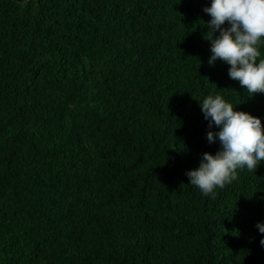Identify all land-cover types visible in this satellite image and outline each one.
Masks as SVG:
<instances>
[{
    "label": "trees",
    "instance_id": "trees-1",
    "mask_svg": "<svg viewBox=\"0 0 264 264\" xmlns=\"http://www.w3.org/2000/svg\"><path fill=\"white\" fill-rule=\"evenodd\" d=\"M208 3L0 0V264H264V160L214 195L185 175L219 146L208 92L264 126L207 63Z\"/></svg>",
    "mask_w": 264,
    "mask_h": 264
},
{
    "label": "clouds",
    "instance_id": "clouds-1",
    "mask_svg": "<svg viewBox=\"0 0 264 264\" xmlns=\"http://www.w3.org/2000/svg\"><path fill=\"white\" fill-rule=\"evenodd\" d=\"M202 11L209 14L204 22L210 50L207 63L219 58L228 65V77L249 96L264 93V58L257 59L264 38V0H209ZM198 106L207 121L206 141H217L219 146L215 152H201L197 166L186 169L185 175L202 194L214 195L217 187L237 177V169L254 170L264 160V126L260 117L236 109L219 91L205 94ZM255 227L264 233V220H257ZM259 242L264 247V235Z\"/></svg>",
    "mask_w": 264,
    "mask_h": 264
}]
</instances>
